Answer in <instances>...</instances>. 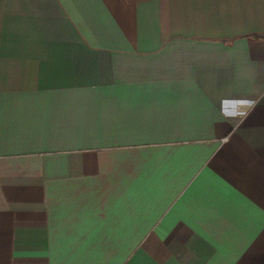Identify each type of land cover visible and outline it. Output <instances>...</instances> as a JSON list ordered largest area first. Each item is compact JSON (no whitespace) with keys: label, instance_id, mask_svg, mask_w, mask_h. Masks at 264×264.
Wrapping results in <instances>:
<instances>
[{"label":"crops","instance_id":"crops-1","mask_svg":"<svg viewBox=\"0 0 264 264\" xmlns=\"http://www.w3.org/2000/svg\"><path fill=\"white\" fill-rule=\"evenodd\" d=\"M0 264H264V0H0Z\"/></svg>","mask_w":264,"mask_h":264}]
</instances>
